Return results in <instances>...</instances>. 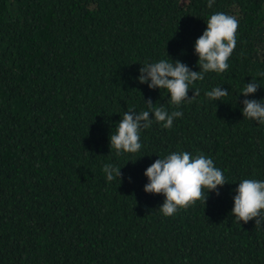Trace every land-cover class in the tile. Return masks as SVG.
<instances>
[{"label": "trees", "instance_id": "16d2710c", "mask_svg": "<svg viewBox=\"0 0 264 264\" xmlns=\"http://www.w3.org/2000/svg\"><path fill=\"white\" fill-rule=\"evenodd\" d=\"M207 4L0 0V264H264V222L231 214L238 183L264 180V124L243 117L241 93L256 77L247 98H264V0ZM215 12L239 21L227 71L205 73L178 108L138 81L161 59L199 71L195 41ZM217 86L228 95L209 100ZM149 99L183 115L171 128L153 118L140 151L117 155L110 134ZM174 151L211 157L228 182L164 216L144 171Z\"/></svg>", "mask_w": 264, "mask_h": 264}, {"label": "clouds", "instance_id": "9594fccd", "mask_svg": "<svg viewBox=\"0 0 264 264\" xmlns=\"http://www.w3.org/2000/svg\"><path fill=\"white\" fill-rule=\"evenodd\" d=\"M214 3L215 0H208L207 6L211 8ZM206 24L203 34L195 41L199 71H193L180 60L172 59L145 63L139 69L138 81L148 83L150 89H166L170 94L171 105L177 108L184 101H190L199 95V89L190 86L196 81H202L205 73H223L228 70V60L236 48L239 21L235 16L215 12L210 15ZM258 75L264 77V73ZM260 87L256 77H252V80L243 87L241 93L246 98L242 101V114L244 118L264 124V98L259 100L247 98ZM190 89H194L191 97L188 96ZM227 95L228 89L219 86L205 92V96L214 101L222 100ZM146 103L149 110L137 112L129 109L124 112L115 132L110 134V148L114 149L117 155L140 151L142 148L140 133L151 126L153 118L156 122L162 123L164 128H171L174 118L183 115L180 111L169 112L163 106H154L150 99ZM102 171L107 181L119 178L121 183V167L105 164ZM144 175L148 178L144 191L163 194L165 197L159 207L164 216H173L179 209H187L198 200L206 204L208 193L215 192L219 196L218 186L222 187L228 182L223 170L216 167L211 157L203 154L193 155L188 151H174L164 158L159 157L145 169ZM235 193L234 206L231 209L235 219L247 223L255 218L256 226L261 225L264 222V180L243 179L238 183Z\"/></svg>", "mask_w": 264, "mask_h": 264}, {"label": "rangeland", "instance_id": "374dc122", "mask_svg": "<svg viewBox=\"0 0 264 264\" xmlns=\"http://www.w3.org/2000/svg\"><path fill=\"white\" fill-rule=\"evenodd\" d=\"M259 35L260 36L264 35V29H263V31H260V34Z\"/></svg>", "mask_w": 264, "mask_h": 264}]
</instances>
